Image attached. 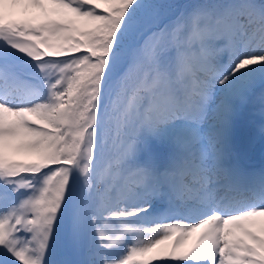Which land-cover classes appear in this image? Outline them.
I'll return each instance as SVG.
<instances>
[{"label": "snow or ice", "instance_id": "6c2138e0", "mask_svg": "<svg viewBox=\"0 0 264 264\" xmlns=\"http://www.w3.org/2000/svg\"><path fill=\"white\" fill-rule=\"evenodd\" d=\"M258 140L264 0H0V264H45L64 214L79 264H264Z\"/></svg>", "mask_w": 264, "mask_h": 264}, {"label": "rangeland", "instance_id": "374dc122", "mask_svg": "<svg viewBox=\"0 0 264 264\" xmlns=\"http://www.w3.org/2000/svg\"><path fill=\"white\" fill-rule=\"evenodd\" d=\"M8 19L10 21H16V22L38 23V22H44V21L52 20V19L63 20L64 17L54 14L52 12L51 7H49L47 12L42 11L40 9L25 10L24 8H15V9H9ZM152 142H154L156 144V147L151 152L158 159L159 163L161 165H164L167 162V157H168V154L170 151V148L169 149L167 148L169 146L165 143H160V142H156V141H152ZM8 155L13 156V157H17L20 159H24V160H30V159L34 158L31 154H29L25 151H22V150H10L8 152ZM165 222H167V223H176V222L184 223V222H186V220H183V219L176 220L174 218H172V219L162 218L161 223H165ZM237 223L244 225L253 234L264 238V218L256 217V218H252L251 220H248V221H240ZM141 227L147 228V229H153V228L157 227V224L156 223H145V224L141 225ZM198 234H199L198 232L190 234L188 236L187 240L181 243V245L179 246L177 251L186 250L193 243L195 237ZM154 235H156V234L151 233V232H141L137 235V240L152 239ZM234 238H239V239H243L245 241H248V237L244 236V234L240 231H235ZM172 242H173L172 239L162 241V243L157 246V251H160L161 253L169 251L171 249ZM54 252L55 251H53V250H49V251H47V255L48 256L53 255ZM46 259H47V257H45V260ZM159 262L160 261H155L154 264H157ZM45 263H46V261H45Z\"/></svg>", "mask_w": 264, "mask_h": 264}, {"label": "trees", "instance_id": "16d2710c", "mask_svg": "<svg viewBox=\"0 0 264 264\" xmlns=\"http://www.w3.org/2000/svg\"><path fill=\"white\" fill-rule=\"evenodd\" d=\"M164 2L186 5L190 3H198L201 2V0H164ZM101 7H103L102 4ZM10 158L13 159V157ZM88 236L90 237L91 233H89ZM50 244L51 245L49 246V249L55 248L57 252H61L64 255L63 257L57 258L54 262L49 264H79L80 257L74 253H71L67 248L66 214L61 215L58 222L56 223L50 239Z\"/></svg>", "mask_w": 264, "mask_h": 264}]
</instances>
